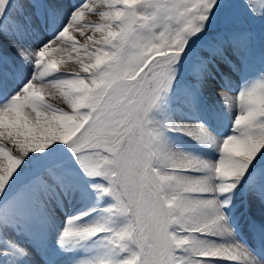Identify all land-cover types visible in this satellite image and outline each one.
Returning <instances> with one entry per match:
<instances>
[{
	"label": "snow or ice",
	"instance_id": "6c2138e0",
	"mask_svg": "<svg viewBox=\"0 0 264 264\" xmlns=\"http://www.w3.org/2000/svg\"><path fill=\"white\" fill-rule=\"evenodd\" d=\"M36 251L264 264V0H0V264Z\"/></svg>",
	"mask_w": 264,
	"mask_h": 264
},
{
	"label": "bare ground",
	"instance_id": "6f19581e",
	"mask_svg": "<svg viewBox=\"0 0 264 264\" xmlns=\"http://www.w3.org/2000/svg\"><path fill=\"white\" fill-rule=\"evenodd\" d=\"M87 2V0H85ZM86 19L89 21H97L98 17L87 15ZM89 34H92L91 31H89ZM76 35V34H74ZM98 36V34H96ZM95 38V37H94ZM76 39L78 41V44L82 45L85 43V38H81L78 35H76ZM67 58H64V60L61 59L60 56L55 57L56 59H60L63 66H58V69L60 71H75L78 70V66L74 62V59L67 54H65ZM83 55V53H81ZM207 96V103L212 104L215 103L216 107L219 109V100L215 95V92L213 91L212 87H209L206 93ZM46 102L52 103L56 107H63V104L60 102L58 98H52L48 95L45 96ZM180 107V101L176 100L173 103V106L169 109H167L168 114L173 116L176 119H187L189 117V113L186 111L179 110ZM205 114L201 113V116L203 117ZM213 130H217L215 127H213ZM171 140L178 146L181 147L187 151H190L192 153H200L202 149L196 145L192 140H190L188 137L182 135V134H173L171 135ZM107 199L103 201L105 204ZM96 207V197L92 190H89L86 194L81 195L80 197L72 198L70 199L61 210H59V215L64 219L69 215H75L79 212H88L90 209ZM95 217V213H93L90 217H84L85 221L91 220ZM38 227L35 231V235L39 237L38 233ZM258 252L260 251L259 248L256 249ZM42 253L39 251H36L33 253V264H51L49 258L47 256L44 257V259H41ZM57 264H68V257L67 256H60Z\"/></svg>",
	"mask_w": 264,
	"mask_h": 264
},
{
	"label": "rangeland",
	"instance_id": "374dc122",
	"mask_svg": "<svg viewBox=\"0 0 264 264\" xmlns=\"http://www.w3.org/2000/svg\"><path fill=\"white\" fill-rule=\"evenodd\" d=\"M64 58H67L65 54H64V56H63V59H62V60H64ZM58 60H60V59H58ZM61 63H62V62H61ZM59 65H60V66H63L62 64H59ZM59 65H58V66H59ZM108 202H109V201L107 200V201H106V203H105V205H106V204H108ZM61 216H62V215H61ZM61 216H60V217H61ZM61 219H63V218L61 217ZM38 230H39V231H38V233H39V235H40V234H41V228H40V227H38Z\"/></svg>",
	"mask_w": 264,
	"mask_h": 264
}]
</instances>
